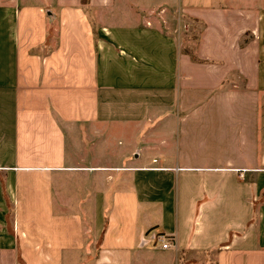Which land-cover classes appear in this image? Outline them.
I'll use <instances>...</instances> for the list:
<instances>
[{
	"label": "crops",
	"instance_id": "obj_1",
	"mask_svg": "<svg viewBox=\"0 0 264 264\" xmlns=\"http://www.w3.org/2000/svg\"><path fill=\"white\" fill-rule=\"evenodd\" d=\"M0 264H264V0H0Z\"/></svg>",
	"mask_w": 264,
	"mask_h": 264
},
{
	"label": "built area",
	"instance_id": "obj_2",
	"mask_svg": "<svg viewBox=\"0 0 264 264\" xmlns=\"http://www.w3.org/2000/svg\"><path fill=\"white\" fill-rule=\"evenodd\" d=\"M155 161V160H154ZM152 241H155L156 243H159L161 245L162 248H167L170 247L172 245H175V243L168 239L165 235L163 234H158V233H154L151 238Z\"/></svg>",
	"mask_w": 264,
	"mask_h": 264
},
{
	"label": "rangeland",
	"instance_id": "obj_3",
	"mask_svg": "<svg viewBox=\"0 0 264 264\" xmlns=\"http://www.w3.org/2000/svg\"><path fill=\"white\" fill-rule=\"evenodd\" d=\"M51 27H53V26H51ZM184 27H185V25L182 24V28H183V30H185ZM189 36H191V35H189ZM189 36H185V35L182 36V46H183V47H186V46H187L186 40H187V38H188ZM153 243L156 244L155 241H153Z\"/></svg>",
	"mask_w": 264,
	"mask_h": 264
},
{
	"label": "trees",
	"instance_id": "obj_4",
	"mask_svg": "<svg viewBox=\"0 0 264 264\" xmlns=\"http://www.w3.org/2000/svg\"><path fill=\"white\" fill-rule=\"evenodd\" d=\"M86 1H88V0H83V2H86Z\"/></svg>",
	"mask_w": 264,
	"mask_h": 264
},
{
	"label": "water",
	"instance_id": "obj_5",
	"mask_svg": "<svg viewBox=\"0 0 264 264\" xmlns=\"http://www.w3.org/2000/svg\"><path fill=\"white\" fill-rule=\"evenodd\" d=\"M49 14V13H48Z\"/></svg>",
	"mask_w": 264,
	"mask_h": 264
}]
</instances>
